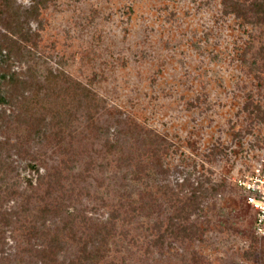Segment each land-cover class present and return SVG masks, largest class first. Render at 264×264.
<instances>
[{
	"label": "rangeland",
	"instance_id": "rangeland-1",
	"mask_svg": "<svg viewBox=\"0 0 264 264\" xmlns=\"http://www.w3.org/2000/svg\"><path fill=\"white\" fill-rule=\"evenodd\" d=\"M247 18L222 0H49L12 69L81 82L95 94L96 123L128 119L108 136L113 151L81 123L69 154H42L51 178L41 183L2 151L0 212L19 214L0 219V264H77L94 242L89 264H264V237L236 183L264 164V22ZM39 96L58 107L55 95ZM15 134L25 140L26 127L6 130ZM48 181L59 188L49 196ZM58 195L72 216L44 218V200ZM63 218L61 248L52 247ZM37 229L49 237H32ZM44 248L56 259L43 263Z\"/></svg>",
	"mask_w": 264,
	"mask_h": 264
},
{
	"label": "trees",
	"instance_id": "trees-1",
	"mask_svg": "<svg viewBox=\"0 0 264 264\" xmlns=\"http://www.w3.org/2000/svg\"><path fill=\"white\" fill-rule=\"evenodd\" d=\"M48 1L29 0L27 7H20V5L15 4L14 0H0V53L3 50L6 53L4 59L0 60V135H2L0 154L2 151L7 150V157L13 159V156H16L20 163L25 162L24 167H27L30 171L33 170L36 179L40 183L44 179L51 178L48 168L42 165L43 160H41V157L45 154V151L50 149L54 152L67 147L65 153L69 154V150H72L73 138L78 136V127L81 123H83V126L86 124V128L90 130H96L97 136H104L103 146L109 151H113L116 149L117 141L116 143L112 142L108 136L116 133V136H118L122 132L120 127L128 119L127 117L115 115V121L112 124L96 123L93 121L92 111L87 108L88 106L91 108L90 103L96 105L95 94L81 82L62 78L60 74L52 70H49L44 78L39 80L26 74V72L12 69L11 64L14 59L20 58L24 43L32 39L33 34L29 27L30 20L38 17L40 9L46 7ZM222 2L225 12H232L244 19H248L247 17L250 15L254 23L264 22V0H254L249 7L244 6L242 2L237 0H222ZM39 95L46 97L55 95L59 101V104L57 103L58 107L45 108L39 101ZM69 102H71V108L68 105ZM16 122L26 127L27 134L23 141L15 134L16 140L12 142L11 137L6 135V130L12 129L13 124ZM113 126L118 127V130L114 131ZM84 129L81 128L82 131ZM32 143L37 147H33ZM13 162L1 164L4 171H7L8 167L12 171L15 170ZM40 167L44 168L43 172L39 170ZM27 181L28 185L33 188L32 181L30 179ZM52 184L51 181L47 183L45 188L47 196L52 195L53 189H59L53 188ZM10 192L11 195H15V188L12 187ZM243 198L245 201L244 193ZM55 199V202L44 200L40 208L44 218L47 217L46 219L53 220L57 216H72V212L65 204L66 199L59 195ZM179 210L182 214L184 203L179 207ZM18 211L14 208L2 209L0 212L2 226H7L11 219L19 214ZM251 212L253 222V211L251 210ZM62 221L63 226L59 228L58 232L56 231L50 236L49 245L52 243V247L61 248L62 239L60 237L66 225L64 218ZM169 229H172V227ZM30 235L36 238L49 237L47 232H38V229L31 231ZM0 237L4 238V232L0 234ZM95 243H93L91 249H87V251L85 249L84 258H81L77 264H89L87 256L90 259L92 255L99 254L101 248L98 243ZM40 250L43 263L47 261L48 256H52L51 259L53 260L56 259L57 249L44 248Z\"/></svg>",
	"mask_w": 264,
	"mask_h": 264
},
{
	"label": "built area",
	"instance_id": "built-area-1",
	"mask_svg": "<svg viewBox=\"0 0 264 264\" xmlns=\"http://www.w3.org/2000/svg\"><path fill=\"white\" fill-rule=\"evenodd\" d=\"M236 183L245 195V202L253 211V231L264 237V164L242 174Z\"/></svg>",
	"mask_w": 264,
	"mask_h": 264
}]
</instances>
